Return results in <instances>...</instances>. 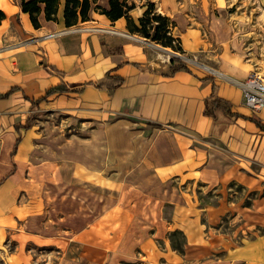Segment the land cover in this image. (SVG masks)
Wrapping results in <instances>:
<instances>
[{"label":"crops","instance_id":"obj_1","mask_svg":"<svg viewBox=\"0 0 264 264\" xmlns=\"http://www.w3.org/2000/svg\"><path fill=\"white\" fill-rule=\"evenodd\" d=\"M108 1H91L87 16L89 21L117 33L69 32L44 38L65 29L61 11L56 22L46 21L41 12L40 27L35 29L21 10V0H0L5 16L0 22V94L7 93L0 97V192L8 187L9 159L23 153L33 131V125L24 127L30 114L99 112L95 115L97 126L90 131L105 139L112 130L116 140L118 128L133 119L140 122L135 135L139 142L130 143L128 153L124 150L114 159H139L149 166L143 167L146 173L142 176L135 173L134 179H153L170 187L166 195L173 201L162 202L163 213L170 216L166 221L161 219V227L180 232L183 238V250L177 252L168 238L163 237L160 246L153 233L144 237L141 246L146 264H264V231L244 235L241 225L242 231L237 229L241 234L236 237V231L216 235L206 229L229 211L234 216L246 214L242 207L223 205L221 199L214 205H199L193 198L200 189L234 181H244L246 187L253 181L252 189L256 184L264 186V108L258 113L246 109L236 84V79L249 72V64L240 61L238 55L226 54L219 70L230 81L190 67L171 73L170 59L165 58L173 56L172 52L157 47L154 52L158 59L146 52L147 42L126 34L124 18L112 22L96 12L97 7L107 10ZM158 1L160 13L175 24L172 34L179 38L181 49L197 48L200 33L190 22L198 21L199 14L178 9L176 0ZM144 10L140 3L129 16L136 21ZM107 75L113 82L121 79L120 84L111 90L98 86ZM56 86L66 91L47 95ZM212 95L227 105L229 113L222 108L213 110V116L204 113ZM110 115L123 116L108 122ZM173 180L185 185L182 190L169 186ZM261 201L254 200L250 208H244L255 220L254 224L244 223L248 228L257 224L264 230L263 216L257 213L264 205ZM161 227L154 230L155 235Z\"/></svg>","mask_w":264,"mask_h":264},{"label":"rangeland","instance_id":"obj_2","mask_svg":"<svg viewBox=\"0 0 264 264\" xmlns=\"http://www.w3.org/2000/svg\"><path fill=\"white\" fill-rule=\"evenodd\" d=\"M132 1L136 6L141 3L145 7L150 1L160 13L158 0ZM175 2L178 9H184L183 12L200 16V21L190 22L201 38L200 45L194 50L176 52L128 31L126 34L147 42L146 52L153 53L158 59L154 52L157 47L172 52L173 56L165 61L175 57L186 68L226 81L230 80L223 72L216 74L203 66L221 72L219 66L224 62V56L238 55L240 61L249 64V72L237 81L264 80V0ZM96 10L102 14L100 9ZM82 26L98 25L89 21ZM240 83L236 84L242 97ZM95 115L100 114L41 111L26 119L25 126L33 125V131L25 142L23 153L9 159L8 187L0 192V264H146L141 241L150 233L160 246L165 237L172 248L182 252L180 232H168L166 226L161 227V219L166 221L170 216L162 210L164 202L173 201L172 196L166 195L170 187L153 179H134L135 173L138 177L146 173L143 169L149 165L145 162L114 159L127 151L130 143L139 142L135 135L140 122L128 119L127 126L118 128V140L112 130L105 134V139H100L90 131L97 126ZM120 116L123 115H110L107 120L111 122ZM113 139L117 141L114 144ZM12 153L14 148L10 156ZM171 183L169 186L178 190L185 186L179 180ZM243 183L234 181L215 188L210 186L198 190L197 196L193 195L199 205H214L221 199L223 205L238 204L239 209L242 207L240 210L246 212L234 216L229 211L214 225H206L212 234L236 231L237 237L241 234V225L244 235L264 231L263 226L257 224L250 228L244 225L246 222L254 224L251 212L244 208H250L258 199L264 204V186L256 184L252 189L253 181L248 187ZM257 213L262 214L261 222H264V205L258 207ZM210 217L213 218L212 212ZM157 227L162 228L157 232L158 236L154 234Z\"/></svg>","mask_w":264,"mask_h":264},{"label":"trees","instance_id":"obj_3","mask_svg":"<svg viewBox=\"0 0 264 264\" xmlns=\"http://www.w3.org/2000/svg\"><path fill=\"white\" fill-rule=\"evenodd\" d=\"M91 1L96 2V0H21V10L23 13L28 14L30 22L35 29L40 27L38 16L41 12L46 21L56 22L58 14L61 11L65 27H70L76 25L78 22L88 20L87 14ZM135 6L136 5L132 0H109L107 10L101 9L100 7L97 8L100 9L101 13L112 22L124 18L126 20V30L130 34L150 40L164 48H169L176 52L182 51L179 38L172 34V29L175 24L171 22L167 16L156 12L154 3L150 1L146 2L145 10L141 17L138 18L137 22H134L129 16V12ZM4 17V13L0 10V22ZM169 68L171 73L181 68L187 70L186 66L175 57L170 59ZM110 78L111 77L107 75L104 81L98 82V86L105 85L111 90L121 82V79H114L113 82V79ZM64 91H66V89L63 86H56L51 88L47 92V95ZM6 95L7 93L0 94V97ZM221 103H223L224 106H222ZM216 108H222L226 113H229L227 105L219 98L212 95L210 100L206 101L204 113L207 116H213V110ZM255 122L258 124L257 121ZM24 127L28 128L27 125ZM19 140L20 137L16 139V144ZM175 249L178 250V248Z\"/></svg>","mask_w":264,"mask_h":264},{"label":"built area","instance_id":"obj_4","mask_svg":"<svg viewBox=\"0 0 264 264\" xmlns=\"http://www.w3.org/2000/svg\"><path fill=\"white\" fill-rule=\"evenodd\" d=\"M84 22L76 24V26L65 28L62 31L51 33L44 38H50L56 34H64L69 32H104V33H117L115 30L104 27H85L82 26ZM81 24V25H80ZM240 82H238L239 84ZM242 88V105L252 111L258 113L264 108V80L259 78H248L240 83Z\"/></svg>","mask_w":264,"mask_h":264},{"label":"bare ground","instance_id":"obj_5","mask_svg":"<svg viewBox=\"0 0 264 264\" xmlns=\"http://www.w3.org/2000/svg\"><path fill=\"white\" fill-rule=\"evenodd\" d=\"M205 68V66H203ZM206 69V68H205ZM207 70H211V71H214L216 74H221V72H218V71H215V70H212L210 68H208Z\"/></svg>","mask_w":264,"mask_h":264}]
</instances>
